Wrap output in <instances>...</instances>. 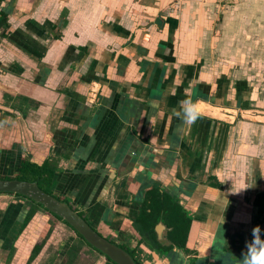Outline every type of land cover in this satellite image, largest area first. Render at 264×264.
<instances>
[{
	"label": "crops",
	"instance_id": "crops-1",
	"mask_svg": "<svg viewBox=\"0 0 264 264\" xmlns=\"http://www.w3.org/2000/svg\"><path fill=\"white\" fill-rule=\"evenodd\" d=\"M224 1L0 0V175L47 161L51 193L130 246L142 203L164 194L191 220L193 264H241L220 250L264 222V91L233 67L230 35L264 31V0ZM189 98L233 121L187 125L174 110ZM27 210L0 194V251L17 236L19 264L47 218L18 232ZM135 257L192 262L140 243Z\"/></svg>",
	"mask_w": 264,
	"mask_h": 264
},
{
	"label": "flooded vegetation",
	"instance_id": "flooded-vegetation-1",
	"mask_svg": "<svg viewBox=\"0 0 264 264\" xmlns=\"http://www.w3.org/2000/svg\"><path fill=\"white\" fill-rule=\"evenodd\" d=\"M22 159H24V158H22ZM47 164H48V162H47ZM16 173H17V171L12 176L0 175V179L1 178L2 179L16 178L15 177ZM0 194H2V195H7V194L11 195L14 198H18V199L24 200L25 203L28 202V204H29L28 210L24 214V217L22 218V221L20 223L18 232L24 226V224L27 222L28 218L26 220H25V218H26V215L31 210H32V212L30 214V217L37 210H40L43 213H45V215L47 217L46 221H45V225L48 222L47 223V227L46 226L43 227V234L32 245L30 251L28 252V255L26 256V258H25V260L23 261L22 264H31V263L33 264V262L36 259L39 260V257L41 256L40 253L42 252L41 250L46 245V243H47L49 237L52 235V233L55 232L58 228H60V225H62L63 233H65L67 235L66 237H68L67 238L68 240H66L65 244H64V247H65L64 251L65 252L63 253V255H61L58 252V250L54 249V252H52L51 255H50V257H51L50 264H61V262H64V264H71L74 261L75 258H79V257H80V259L82 261L81 263H84V264H87V263H89V264H115L107 256H105L104 254H102L101 252H99L98 250L93 248L90 244H88L66 222H64L62 219H60L58 217H55L52 213H50L49 211L45 210L38 203H35V202L25 198L24 196H21V195H18V194H12V193H8V192H0ZM48 194H52L50 188H49V193ZM150 196H151L150 200L147 197L148 200H145L142 203L141 209L139 210V214H137V216L132 221V224H131L132 229L137 234V240H136V242L134 244H132V246H130L129 243H126L123 240H118L116 234L114 233L115 231L107 230V228L105 229V226H103V225H101V227L100 226L96 227V226L91 225L90 221L82 214L81 211L75 210L71 205H69L68 203L67 204L99 236H101L102 238H104L108 242H111V243L119 246L120 248L124 249L126 252H128L136 264H145V263H143L142 261H140L139 259H137L135 257V248H136L137 244H139V243L147 245V246H150V247H156L159 251H161L162 253H165V254L171 253L173 249L179 250L184 255V257H188L189 259L192 260V262L189 263V264H193V261L195 260V256H197V254L193 250L189 249L190 242L188 240V235H189L188 233L190 231L191 220L185 216L184 212H182L181 208H180V211L183 213L184 217L187 218L188 224H187L186 232H185V235H184L183 244L182 245H175V243L173 241L176 238L171 236V234H170V232L172 230V226L169 225L170 223H169V219H168V212H165V210H164V207H165L164 205L168 201V197L165 196L164 194H158V193H154V192H152V194ZM154 196H155V198H157V200H155V198L152 199ZM55 198H57V197H55ZM57 199L61 200L59 198H57ZM159 207H162V208H159ZM155 208H157V209L159 208V211H157L156 221L154 222V225L152 227V234H150L145 229L144 223L142 222V220L140 218V215H141L142 210H145L146 212H149L151 209H155ZM158 221H161L165 225V231L163 230L165 232V239L164 240H167V241L170 242L168 245H161V244H159L156 241L155 232H154V226H155V224ZM255 225H259L261 227V229L264 230V222H261L259 224L258 223L257 224L253 223L251 226H249V228H248V230H247V232L245 234H241V235H237L236 236L237 238L234 241V245L231 244V241H229L230 244H227V245H223L222 244L221 245V250L220 251H222L223 252L222 255H224L222 257H230L229 254H232V256L235 257V258L241 257L242 251L245 250V242L247 240L251 239V230H252V228ZM16 237L17 236L12 238V242L10 243L9 247L7 246L8 248L6 247L4 249V250H6V252L3 254V256H0V264H14L15 263V261L13 262L12 259L14 258V253H13L14 245H13V242L16 239ZM37 245H38V250H36L37 252L33 253V251H35V250H33V248L35 246H37ZM2 251L3 250H1L0 253ZM81 255H83V256H81ZM16 263H17V260H16ZM232 263L233 264H240V262H235V261H232Z\"/></svg>",
	"mask_w": 264,
	"mask_h": 264
},
{
	"label": "water",
	"instance_id": "water-1",
	"mask_svg": "<svg viewBox=\"0 0 264 264\" xmlns=\"http://www.w3.org/2000/svg\"><path fill=\"white\" fill-rule=\"evenodd\" d=\"M203 108V115L226 123L233 121L234 110L216 107L200 101ZM0 192L18 194L38 203L45 210L54 216L62 219L72 227L88 244L107 256L115 264H136L130 254L119 246L108 242L99 236L75 211H73L66 201L55 198L41 190L36 181H25L16 178L0 179ZM165 225L158 221L154 226L156 241L161 245H168L170 242L165 239Z\"/></svg>",
	"mask_w": 264,
	"mask_h": 264
},
{
	"label": "rangeland",
	"instance_id": "rangeland-1",
	"mask_svg": "<svg viewBox=\"0 0 264 264\" xmlns=\"http://www.w3.org/2000/svg\"><path fill=\"white\" fill-rule=\"evenodd\" d=\"M235 0H225L223 3L225 5H230L234 3ZM222 5V4H221ZM227 9V7L225 6ZM224 6L223 8H220V12L218 15V18L222 16L224 13ZM225 9V10H226ZM249 24H252L254 22V19H248ZM233 44L236 46L235 50H233L234 55L238 59V61H232L233 67H236L237 70L245 71L247 72L248 78L251 80V82H255V84L264 91V31L260 32L259 29H255L249 27L244 30V33H232L230 35ZM241 59L246 60V65L244 63H241ZM243 62V61H242ZM245 62V61H244ZM11 196V195H10ZM27 206H29L28 202H26ZM41 216L45 217V213L41 211ZM48 223V222H47ZM46 223V227H47ZM56 233V235H55ZM54 239H51V243L48 247H45L46 250H42L40 253L39 260L36 259L33 264H50V255L52 252H54V249L58 245V243H55L58 237L61 239L62 245L65 244V241L68 240L66 237L67 235L63 233L62 231V225H60V228H58L54 232ZM69 236V235H68ZM54 241V243H52ZM16 247H14L13 253H15ZM6 252V250H3L0 253V256H3V254ZM54 254V253H53ZM52 254V255H53ZM50 257V258H49ZM19 264V263H14ZM32 264V263H31ZM61 264H64V262H61Z\"/></svg>",
	"mask_w": 264,
	"mask_h": 264
},
{
	"label": "trees",
	"instance_id": "trees-1",
	"mask_svg": "<svg viewBox=\"0 0 264 264\" xmlns=\"http://www.w3.org/2000/svg\"><path fill=\"white\" fill-rule=\"evenodd\" d=\"M53 174H54V169L49 164H47L46 161H42L40 164H36L26 159H21L18 163L17 173L15 177L17 179L25 180V181L34 180L36 181L37 186L41 190H43L46 193H49V188L52 183ZM148 198L150 200L151 196H149ZM154 198L155 196L152 199ZM155 200H157V198H155ZM164 206H165L164 207L165 212H168V219L170 223L169 225L172 226V230L170 234L171 236L176 238L173 242L175 243V245H182L188 220L187 218L184 217L183 213L180 211L179 205L172 203L168 200ZM159 208L151 209L149 212H146L145 210H142L141 212L140 218L144 223L145 229L150 234H152V227L154 225V222L156 221V214L157 211H159ZM31 212L32 210L26 215L25 220L27 218L29 219ZM7 246L8 244L5 245V247ZM33 250H35L33 251V253L37 252L36 250H38V245L35 246ZM81 262L82 261L79 257V258H75L71 264H84Z\"/></svg>",
	"mask_w": 264,
	"mask_h": 264
},
{
	"label": "clouds",
	"instance_id": "clouds-1",
	"mask_svg": "<svg viewBox=\"0 0 264 264\" xmlns=\"http://www.w3.org/2000/svg\"><path fill=\"white\" fill-rule=\"evenodd\" d=\"M174 115L191 126L201 118L203 108L199 100L189 98L180 102L179 110H174ZM241 264H264V230L259 225L252 228L251 239L245 242Z\"/></svg>",
	"mask_w": 264,
	"mask_h": 264
}]
</instances>
